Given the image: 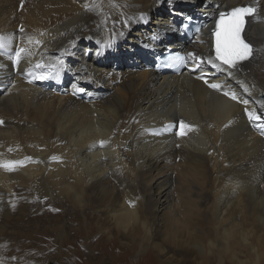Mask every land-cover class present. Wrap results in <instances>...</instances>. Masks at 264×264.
Here are the masks:
<instances>
[{"label": "bare ground", "instance_id": "obj_1", "mask_svg": "<svg viewBox=\"0 0 264 264\" xmlns=\"http://www.w3.org/2000/svg\"><path fill=\"white\" fill-rule=\"evenodd\" d=\"M247 3L228 69L211 30ZM0 37V264H264V0H0Z\"/></svg>", "mask_w": 264, "mask_h": 264}, {"label": "snow or ice", "instance_id": "obj_2", "mask_svg": "<svg viewBox=\"0 0 264 264\" xmlns=\"http://www.w3.org/2000/svg\"><path fill=\"white\" fill-rule=\"evenodd\" d=\"M258 9L253 6L238 7L233 8L229 12L221 11L219 13V18L216 21L215 29L213 35L215 37V54L216 60L220 61L222 65H226L228 69H234L237 67L239 62L249 60L253 55L252 45L245 40L242 36V33L245 28V18L248 16H255ZM23 29H21L22 31ZM157 37H153L155 39ZM39 43V41H37ZM110 46V44L108 45ZM6 47V41L4 37H0V49ZM24 52V49H19L16 53V61H19L21 53ZM192 56V53L188 54ZM178 61H183V57L177 56ZM36 67H41L40 64H37ZM43 78V77H42ZM208 83V81H205ZM210 88L220 89L221 85L217 83L208 84ZM225 96H229L232 100H238L239 98L235 93L224 92ZM244 104H247V101H243ZM247 111V110H246ZM251 116V114H250ZM259 119V117H256ZM0 123H3L0 121ZM183 128V123L181 124ZM183 135V131L180 133ZM103 144V142H101ZM30 159V158H29ZM2 167H9L8 164L0 165Z\"/></svg>", "mask_w": 264, "mask_h": 264}, {"label": "rangeland", "instance_id": "obj_3", "mask_svg": "<svg viewBox=\"0 0 264 264\" xmlns=\"http://www.w3.org/2000/svg\"><path fill=\"white\" fill-rule=\"evenodd\" d=\"M195 18V17H194ZM184 24V23H183ZM179 25V27H180V31H181V24H178ZM184 33V32H183ZM129 35H130V33H127V34H125V35H123V36H121L120 38H122V39H115V40H124V39H126V38H129ZM188 39V38H187ZM141 44V43H140ZM180 46V45H179ZM85 47V46H84ZM99 48H100V46H99ZM174 49H176V50H180V48H175L174 47ZM140 63H142V62H140ZM114 65V63H111L110 64V66L109 67H112ZM128 65H130L129 63H125L124 65H123V69H125V68H128ZM135 64H133V66H134ZM121 66V65H120ZM131 68H133V67H131ZM69 81V80H68ZM69 83V82H68ZM48 209H51V207H47V210ZM1 220L2 219H0V222H1ZM48 220V221H47ZM50 221H49V219L48 218H44V219H42V223H45V224H48ZM1 223H3V222H1ZM16 227H18V228H20L18 225H16V224H14ZM49 225V224H48ZM47 225V226H48ZM20 230H21V228H20ZM26 231H28V229H26ZM82 231H84V230H82ZM43 239H44V241H43V244H42V246L43 247H48V245L49 246H53V242H54V240H53V238H51L50 236H47V235H45V237H43ZM39 243H41V242H39ZM115 245H118V240L116 241V243H115ZM80 249V252H85L86 251V249H85V247L81 244L79 247H78V250ZM69 251H76L74 248H72V247H70L68 250H67V252L69 253ZM118 254H119V252L118 251H116V253H115V256L116 257H118ZM66 256V255H65ZM63 257L61 260H63L64 262H65V264H70L69 263V261L67 260V257ZM119 257H121V256H119ZM132 258V257H131ZM133 259H135V262L137 261V258H134L133 257ZM61 260H58V258H56L55 260H52V261H48L46 264H60V261ZM75 261V259H73V257H71V262H74Z\"/></svg>", "mask_w": 264, "mask_h": 264}]
</instances>
